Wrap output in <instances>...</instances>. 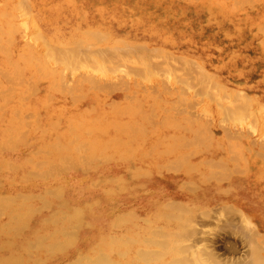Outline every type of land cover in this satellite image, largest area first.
<instances>
[{"label": "bare ground", "instance_id": "6f19581e", "mask_svg": "<svg viewBox=\"0 0 264 264\" xmlns=\"http://www.w3.org/2000/svg\"><path fill=\"white\" fill-rule=\"evenodd\" d=\"M234 1L239 4L247 0ZM21 8H25L22 2L16 5L11 0L6 1L5 8L0 7V264H243L248 257L247 262L251 261V264H264V254L258 251L259 248L257 250L259 243L257 246L252 243L256 249L249 251L251 256L249 253L244 255L245 261L239 257L231 261L227 255V259L224 257L222 260L212 248L207 251L210 241H205L203 236H200L204 238L200 241L207 242L203 245L204 250L194 240L199 248L194 251L195 248L187 244L189 241L186 243V236L190 234L188 214L191 208L188 203L167 200L153 209L151 206L156 204L155 200L146 199L144 206L151 205V208L143 216L132 208L116 212L121 201L118 200V192L126 191L128 198L142 195L147 182L142 180H147L153 173L186 170L195 176L189 184H197L232 177L242 168L238 163L243 154L236 144L227 138L214 139L206 128L208 124L199 119L200 115L196 118L198 114L193 117L188 113L196 103L199 89L195 88V96L189 94L185 91L188 86L184 82L185 89L181 87L173 98L162 99L159 89H155L157 93L152 91L146 97L135 93L108 106L100 103L102 96L96 93L93 104L82 108L79 103L87 98L90 90H108V83L98 78H110L118 71L114 60L120 55L121 62H127L126 56L130 55L125 54L127 59L123 60V54L113 46L106 53L98 52L97 56L85 54L87 57L84 58L78 52V45L85 39L98 41L99 31L88 28L82 31V36L73 35L75 38L66 44L57 45L39 31L36 24L31 26L27 19L20 22L17 30L28 28L44 43H27L21 52L14 55L10 32L15 29L12 23L16 26L13 20L16 10ZM61 14L57 9V17ZM159 47L139 54L140 79L153 80L158 72L162 74L161 71L172 73L164 67L167 62H162V65L158 62L161 59L156 61L165 69H159L157 66L160 65L156 66L158 70L154 69L156 63L151 67L153 56L166 57L169 53ZM189 61L184 60L185 64L181 66H186ZM68 69L73 73L83 70L81 74L84 75L76 76L74 84L66 86L63 72ZM186 69L184 67L183 71ZM92 70L100 76L93 75ZM170 73L165 78L173 75ZM207 74L197 75L195 82L203 85L199 87L212 84L208 81L210 77L207 79L211 75ZM188 76L191 78L190 74ZM174 79H179L177 74ZM40 80L46 81L43 87H40ZM135 83L139 85L140 81ZM208 86L204 92L200 88V93L214 89V86L213 89H208ZM230 92L231 89L227 95ZM239 92L236 95L240 96L236 97L233 92L234 99L245 94ZM227 95L221 99H228ZM246 96L243 95L244 98ZM250 100L255 101L251 96ZM250 100H245L244 107L237 109L246 112L244 116L249 118L252 111L247 107L253 108L264 129V103L252 104V107ZM238 101L231 102L241 106L242 101ZM219 107L223 109L222 112L219 110L221 113L228 108ZM237 109L235 107L231 112H235L232 117L235 116L236 121L244 120L241 117L243 113L240 115L241 111ZM200 110L217 116L206 105ZM252 117L255 121L254 115ZM36 145L38 147H34ZM97 157L107 167L133 159L136 165L130 180L125 181L122 174L109 178L95 175L96 171L90 170L89 162ZM77 167L84 169L77 172ZM82 186L94 191L88 192ZM230 206L229 211L233 210ZM109 215V226L102 225L100 217ZM242 216V224L245 225L247 221ZM172 221L180 229L175 228L179 232L174 235L170 231V224H174ZM255 234V231H250V239L255 238Z\"/></svg>", "mask_w": 264, "mask_h": 264}, {"label": "rangeland", "instance_id": "374dc122", "mask_svg": "<svg viewBox=\"0 0 264 264\" xmlns=\"http://www.w3.org/2000/svg\"><path fill=\"white\" fill-rule=\"evenodd\" d=\"M6 1L7 0H0L1 8H5ZM11 1L16 3V5L22 2L25 7L16 10V18L14 19L13 17L16 26L12 23L15 29L11 31L10 34L12 53L14 55L21 52L27 43H32L34 45H41L44 43L28 28L17 30L20 22L24 19H27L31 26H35L36 24L39 31L44 33L53 43H57V45L66 44V42L75 35L76 37L82 36V31L84 32L88 30V28H92V30L97 32L99 31L98 34H100V38L98 41L85 39L78 45V52L83 55V57L85 54L88 55L90 53H94L95 56H97L98 52L106 53L108 48L113 46V48L117 49V52L123 54V60L125 54L127 55L128 53V55H130L126 56L129 60L127 62H121L120 55L118 56L120 63L118 62V58L114 60L118 67V71L116 70L115 74H112L110 78L107 77L108 81H111V83L106 80L107 78H98L103 80V83H108L107 85L105 84L108 90L105 89L104 91L98 92L90 90V94L86 96L87 98L79 103V106L82 108L91 105L89 103L93 104L97 94L102 96L100 103L105 106L125 99L135 93H137L138 96L146 97L148 93H153L155 89L156 91L157 89H159V92L161 91L160 93L158 92L159 97L161 96L160 98H173L179 93L178 91L181 87L184 88L185 82L187 84L186 86H190L189 89L185 86V91L189 94L191 93L194 95L196 94L195 88H197L196 90L199 89V91H197L199 95H196V98H198H195L196 103H194L193 107L188 109V113L191 116L193 114V117L198 114L196 118L200 115L201 117L199 116V119L201 118L200 120L208 124L206 128L214 139H230L232 143L234 145L236 144L235 146L240 149V153L243 154V159L238 163L241 164L242 168L232 174V177L218 180L219 182L190 183V185V180L194 179L195 176L191 172L188 173L186 170H184L186 172L165 171L163 174L153 173L147 180H142L147 181L142 195L135 198H128L126 196V191L118 192L117 197L119 198L118 200L121 201L117 204L116 212L125 210L126 208H132L136 210L139 215L143 216L151 207L155 209L157 205L167 200L180 201L186 205L188 203V206L191 208V213L188 214L190 219V223H188V225L190 224V234L186 236V243L189 241L187 244L195 248L194 251H197L198 245L199 248L204 250L203 245L207 243L204 242L208 240L210 243H207V246H211L207 248V251H210L209 249L212 248V251L221 255L219 257L222 258V260L224 257L225 259L228 258V260L231 259V261L234 259L237 260L238 257L244 259V255L250 254L249 251L252 252L256 249L254 246H257V243H259L257 250L259 248L258 251H262L261 253L264 254V246H260L264 244V129L261 122L258 121L261 119L260 116L256 115L257 112L253 108L247 107L249 111L250 109L252 111L249 113L251 114L249 118L244 116L246 112L244 113L242 112L243 110L237 109V107H244L245 100H250V96L255 100H252V102L250 100L252 107L259 103H261L259 105L264 103V0H247L239 4H236L234 0ZM57 9H60L62 12L60 17H57ZM130 47L134 48L132 49ZM157 47L166 52L168 51L169 55L167 54L166 57L160 55L161 57L157 58L153 56V60H150L152 64H150L151 67H154L153 63H156L154 69L158 70V68L161 69L163 67L161 66L162 62L164 64L167 62L166 64H168V66L165 64L164 67L170 69L172 73L161 71L163 75L158 72L159 74L155 75L153 80L149 79L144 81L139 78L141 76L139 73L141 64L140 61H137V58L139 54H143L142 52ZM127 48L129 51H127ZM130 53L134 54L131 56ZM87 55L85 57H87ZM173 58L175 59L172 62ZM158 59H161L158 61L161 62V65L157 63L156 60ZM181 60L182 62H179ZM184 60H193V62H186L187 69L186 66H184L186 72L183 71L184 67L181 66ZM188 64L191 65V68L188 67ZM157 65H160V67ZM156 66L158 68H156ZM164 67L162 69H165ZM175 68L177 69L175 70ZM199 69L206 74L207 72L208 74L210 73L209 75L211 76H207L208 74L206 76L207 79L210 77L208 81L212 82V84L207 82L210 85L208 86L207 83H205V85L207 84L206 86H208V89H213L214 86V89L210 91L211 93H200L201 91L204 92L206 86L204 88L199 87V85L202 84L197 85L196 83L197 75L200 74L199 76H201L203 73ZM83 72V70H79L73 73L69 69L65 70L63 72L65 85H73L78 75H84L81 74ZM137 73L139 74L137 75ZM164 73L167 74L164 75ZM169 73L174 76L177 74L182 82L179 79H174L173 75L171 77L168 76V79L165 78ZM92 74L100 76L98 72L93 70ZM188 74H190L191 78H189ZM193 74H195L194 77H196V79H194ZM42 80H40V87H43L42 84L46 82ZM136 80L140 81L139 85H136ZM123 81H125V85ZM112 83L116 84V87L113 86ZM120 83V86L117 85ZM214 83L220 84L216 85ZM111 86L113 89H111ZM150 86H152L153 89ZM216 87H220L217 89L218 92L215 90ZM230 89L231 94H228L229 97L227 92H229ZM239 91L242 92V94L245 93L243 95H247V98H244L242 95L243 99H241L242 97H240V99L238 97L237 100L236 98L234 99V96H240L236 95ZM233 92L235 93L234 96H232ZM240 92L238 94H240ZM225 94L228 99H223ZM221 97L223 98L221 99ZM238 100L242 101L239 104L241 106H237L239 103ZM231 101H235V103L238 101L237 105ZM204 105L208 106L209 109L211 107V109L217 113V116L203 113L200 109L201 106ZM219 106H221V108H231H227V110L224 109V113H221L223 109L221 110ZM235 107L237 109L236 111H241V113H239L240 115L243 113L241 117L244 118V120L236 121L234 119L235 116L232 117L235 112L233 114L231 112L235 111ZM214 111H212V113H214ZM226 112L228 114H226ZM253 112L254 114H252ZM253 115L255 121L252 117ZM225 130L228 132L224 133ZM232 133H234L233 136L231 135ZM239 133L243 135L240 136L241 138L239 137ZM234 136L237 137L234 138ZM237 138H240V140ZM38 145L34 147H38ZM93 160L89 162V167L91 165L90 170L96 171L94 173L95 175H106L109 178V176L122 174L125 181L130 180L132 171L134 170L133 168H135L136 165L133 159H128L126 162H123V164L119 162L117 166L113 164L110 167H107L99 157ZM231 160L232 159H229L228 161L231 162ZM125 164H127V168L124 169ZM82 168L83 167H77V172L82 171L84 169ZM203 174L204 171L201 172V175ZM187 181V184L184 183ZM82 188L86 189L88 192L94 191L92 189L90 190L87 186H82ZM193 188L194 190H192ZM146 199H153L156 204L153 206H144ZM100 204L102 203L100 202ZM229 206L233 208V210L230 209L229 211ZM229 212L232 213L229 214ZM241 213L247 221L245 225L242 224L243 216ZM110 217V215L103 218L100 217V221H102L101 224H110ZM172 222L174 224H170V231L171 234L174 235L179 232L177 230L179 228L174 221ZM173 227L174 230H171ZM252 230L255 231L256 234L255 238L253 236V239H250V231ZM200 236L205 238L204 242L200 241V239H204ZM260 240H263L262 243ZM252 243L254 246H252ZM261 248H263V250H261ZM251 254L249 256H251ZM243 259H241V261H243ZM248 260L249 257L246 261L244 259L245 262L243 264H251V261L247 262ZM198 264L201 263L199 262Z\"/></svg>", "mask_w": 264, "mask_h": 264}]
</instances>
